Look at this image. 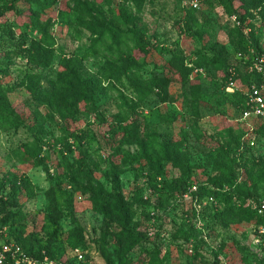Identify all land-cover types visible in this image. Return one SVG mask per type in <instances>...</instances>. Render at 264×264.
<instances>
[{
    "label": "rangeland",
    "instance_id": "374dc122",
    "mask_svg": "<svg viewBox=\"0 0 264 264\" xmlns=\"http://www.w3.org/2000/svg\"><path fill=\"white\" fill-rule=\"evenodd\" d=\"M81 1L93 7L78 14L72 0H56L49 9L44 3L20 2L19 15L0 17V91L19 120L17 129H0V180L10 184L5 193L16 189L25 215L16 225L23 224L25 235L34 232L46 243L43 224L52 188L60 214L59 239L71 229L83 231L87 248H78L85 257L79 264L117 263V252L99 250L98 244L104 233L116 234L124 226L139 239L124 251L128 264L264 262V252L253 242L252 225L223 213L228 194L243 207L248 206L242 197L264 198V180L257 176L264 177V167L249 164L244 172L235 166V179L223 176L217 184L211 179L225 163L223 155L234 153L231 140L241 125L237 96L252 85L242 80L253 73V57H264V8L245 14L238 9L240 0ZM231 2L246 16L242 22L235 15L238 25L227 11ZM62 10L70 14L67 24L61 20ZM120 12L124 18L118 17ZM31 22L54 40V56L44 68H32L21 52L25 39L20 25ZM128 26L141 31L149 46L146 54L135 55ZM239 31L244 39L257 41L258 51L247 49ZM27 39L39 40V31L28 33ZM204 50L207 56H202ZM176 55L184 57L190 72L174 66ZM213 58L223 62L213 65ZM131 60L136 66L118 79L102 73L104 65ZM68 73L82 82H98L91 103H76ZM32 74L53 93L52 103L42 102L32 91ZM163 76L171 79L166 101L152 85L155 77ZM230 80L232 91L227 89ZM126 126L131 135L127 141ZM244 131L241 146L264 163V138ZM153 137L167 146L166 157L144 151ZM21 145L40 150L35 165L21 156ZM24 178L32 196L22 184ZM205 186L222 198L200 197ZM98 191L114 196L112 208L121 218L105 217L93 207L91 198ZM69 250L63 243L58 261L77 264Z\"/></svg>",
    "mask_w": 264,
    "mask_h": 264
},
{
    "label": "trees",
    "instance_id": "16d2710c",
    "mask_svg": "<svg viewBox=\"0 0 264 264\" xmlns=\"http://www.w3.org/2000/svg\"><path fill=\"white\" fill-rule=\"evenodd\" d=\"M242 3L239 5L238 9L243 10L245 14H249L251 10L259 9L260 11L263 10V2L262 0H240ZM23 2L24 4L28 3H35L40 4L44 3V7L49 9L52 7L56 0H0V17L3 15L13 12L18 13V3ZM73 2V10H75L78 14L85 12L87 8H92L93 4L87 3L81 0H72ZM141 3H138V6H140ZM87 7V8H86ZM238 9H235L233 7V3L231 2L227 6V11L233 15H236L238 13ZM242 13L241 15L238 13L239 19L243 22L245 20V15ZM61 20L64 24H67L70 21V14L68 11H60ZM124 13L120 12L118 14L119 18H124ZM185 18V17H184ZM30 19H32L30 17ZM21 32L24 37V41L22 43L23 49L21 52L25 55V58L27 61L32 65V68L39 69L44 68L49 65L51 59L54 56V40L51 37V35L46 31L45 29L39 27L36 22L31 23H22L20 25ZM35 30L39 31V40H29L27 39L28 33L34 32ZM126 34L130 38L131 42L133 43L134 50H136V56L140 57L143 54H146L148 52V43L145 41L141 31L137 29L135 26L127 27L126 28ZM239 34L241 37L242 33L239 31ZM242 43H245V45L248 48H255L258 51V43L257 41H254L253 39H244ZM29 41V44L27 43ZM28 44V45H27ZM245 52V50H244ZM207 51L204 50V54L202 56H207ZM133 56V55H132ZM135 56V57H136ZM134 56L133 58L136 59ZM177 58V55L174 56V66L178 70L187 71L190 72L191 68L184 65L183 58L179 57ZM137 60V59H136ZM223 61L221 59H215L213 58L210 62L213 65L221 64ZM136 66L135 63H133V60L129 61L128 63L121 64V65H112L107 64L102 67V73L106 76V79H118L121 74H125L127 70L131 69L132 67ZM69 86L72 88L74 93V100L76 103H91L93 99V95L98 90V82L95 79H91L89 82H82L80 81L74 74L68 73L66 75ZM244 83L248 85L250 84H261L264 83V75L260 73L253 72L242 80ZM40 82V76L37 74H32L30 76V83H31V89L32 91L37 95L38 98H41L42 102L52 103L54 101V95L52 92H50L47 88H42L39 85ZM153 86L161 93L164 94L163 101H166L167 99V93L168 87L171 83V79L169 77L163 76V77H155L153 80ZM1 88V85H0ZM249 90V88L245 91V93L242 95H238V99L236 100L235 104V110L238 112L239 115L242 114V111L245 109V102H246V93ZM18 115L14 110L10 108L8 103L5 101L4 95H2L0 91V129L1 130H7L10 128L17 129L19 126V120ZM253 124V131H255L256 135H261L264 138V118H255L252 121ZM241 124V123H240ZM240 130L237 132V134L232 136L231 143L234 144L233 147V155L232 156H226L223 155V160H225V163L218 168V172L211 177L212 184H217V182H221V178L223 176L227 177L230 180H233L236 178V170L234 169L235 166L242 167L245 171L246 167H249V164L251 165H258L260 163V166L264 167V163L261 160L257 161V157L253 158L250 156V150L243 148L240 143L241 137L244 136V126L241 124L239 125ZM123 128L124 133V140H129L131 135L129 129L126 127ZM150 136V135H149ZM20 149L23 148L21 156L30 159L33 162V165L36 164V158L38 157L40 150H36V147H28L26 145H21L19 147ZM154 150V153H159L162 156H167L168 150L166 145H161L158 143L157 138L153 137L151 139L150 144L148 145V148H146L144 151H151ZM232 150V149H231ZM230 151V149H229ZM156 161L158 163H161V157L156 158ZM187 168L189 171L192 170L191 165H187ZM79 170V169H78ZM261 180H264V177L261 175H257ZM22 184L25 186L27 190V195L32 196V190L29 185L28 179L24 178L22 180ZM10 186L9 183L6 181L0 180V225L2 227H6L7 229V237H1L0 241L7 242L10 240L15 241L18 243L22 249L25 251L26 254H28L31 257H34L36 259L42 260L45 256L49 259L58 261V254L57 251L61 249L63 246V243H66L69 248L70 252L75 248H87V244L85 242L83 231L81 228L77 227L76 229H71L69 231L68 236L62 240L59 239V210L57 209L58 203L56 202L55 193L52 190V188L49 190L48 195L51 197V201L49 204V212L45 216L46 223L43 224V227L47 229V241L45 244L41 243V239L38 238L34 232H30L29 234L25 235L24 232V225L20 224V226L16 225V222L22 221L25 218L24 213L21 211L19 199L16 193L15 188H10V191L8 193H5L4 190ZM215 196L217 198L221 197L218 192L209 189L208 187H204L201 191L200 197L204 196ZM232 194H228L224 196V200L226 202V209L223 211L224 215L226 217H233L236 219H239L240 221H244L249 225H252V227H263L264 228V214H259L257 211L249 208V207H243V206H236L235 202L232 201ZM243 201H247L248 199L253 200H259L263 198H254L250 195H247L245 197H242ZM114 196L112 194L104 193V191H98L95 192L94 196L91 198V203L93 207L101 214H103L105 217H112L114 214L117 217L121 218V214L114 208H112V204L114 201ZM50 228H52L51 231ZM59 241V245H56ZM139 239L138 237H133L130 235L128 229H126V226L122 228V230L116 234L109 235L107 233H104L102 237L99 239L98 248L99 250H105L113 248L118 255V261L117 263L111 262L110 264H128V260L126 259L124 255V251L126 249H132L134 248ZM253 262V258H252ZM264 263L262 260L257 261L255 264Z\"/></svg>",
    "mask_w": 264,
    "mask_h": 264
},
{
    "label": "built area",
    "instance_id": "2783aa9c",
    "mask_svg": "<svg viewBox=\"0 0 264 264\" xmlns=\"http://www.w3.org/2000/svg\"><path fill=\"white\" fill-rule=\"evenodd\" d=\"M190 6L193 8L197 7V4L194 1L189 2ZM230 18L236 22L238 25L239 22L236 20L235 15H230ZM264 57L255 55L252 60L251 70L256 73L264 75L263 70ZM233 82L230 80L227 84L228 91H232ZM246 102L245 109L240 115L239 122L247 129L253 130L252 120L255 118H264V83L259 85L252 84L249 90L246 93ZM246 205L257 211L259 214H264V198L259 200L248 199ZM254 230V244L259 247L260 252H264V228L263 227H253ZM0 236L7 237L6 227L0 225ZM72 255L76 259L77 264L82 262L85 257L84 253L78 248L73 249ZM264 254V253H263ZM0 264H64L60 261H55L44 257L42 260L36 259L29 256L25 253L22 247L13 240L2 242L0 241ZM66 264H74L72 262ZM81 264V263H80ZM264 264V263H259Z\"/></svg>",
    "mask_w": 264,
    "mask_h": 264
}]
</instances>
